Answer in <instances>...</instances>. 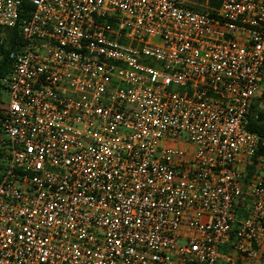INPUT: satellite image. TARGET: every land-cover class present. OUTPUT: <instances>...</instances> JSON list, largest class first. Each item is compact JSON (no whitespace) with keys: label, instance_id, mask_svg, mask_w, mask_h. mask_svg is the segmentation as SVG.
Instances as JSON below:
<instances>
[{"label":"built area","instance_id":"2783aa9c","mask_svg":"<svg viewBox=\"0 0 264 264\" xmlns=\"http://www.w3.org/2000/svg\"><path fill=\"white\" fill-rule=\"evenodd\" d=\"M28 1L0 0V264L263 261L264 0Z\"/></svg>","mask_w":264,"mask_h":264},{"label":"trees","instance_id":"16d2710c","mask_svg":"<svg viewBox=\"0 0 264 264\" xmlns=\"http://www.w3.org/2000/svg\"><path fill=\"white\" fill-rule=\"evenodd\" d=\"M32 9V5L28 0H22V7L20 11V17L26 18L30 11ZM6 43L0 50V76L4 74V72L8 69V60H7V54L9 51H16L18 47L22 44L21 38L18 35L17 29H9L6 32ZM1 90H0V98H1ZM4 104L1 102L0 99V118L4 115ZM260 120L259 122H250L247 130L253 133H256L260 137L264 138V123L262 122L264 120V114H260ZM262 145H259L258 150L255 153V157L260 155L262 152Z\"/></svg>","mask_w":264,"mask_h":264},{"label":"rangeland","instance_id":"374dc122","mask_svg":"<svg viewBox=\"0 0 264 264\" xmlns=\"http://www.w3.org/2000/svg\"><path fill=\"white\" fill-rule=\"evenodd\" d=\"M1 102L3 103V104H6L7 103V96H6V94H3L2 92H1ZM222 250H225V246L224 247H222Z\"/></svg>","mask_w":264,"mask_h":264},{"label":"crops","instance_id":"0c3cea01","mask_svg":"<svg viewBox=\"0 0 264 264\" xmlns=\"http://www.w3.org/2000/svg\"><path fill=\"white\" fill-rule=\"evenodd\" d=\"M257 264H264V260L263 261H259Z\"/></svg>","mask_w":264,"mask_h":264}]
</instances>
